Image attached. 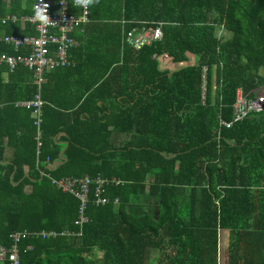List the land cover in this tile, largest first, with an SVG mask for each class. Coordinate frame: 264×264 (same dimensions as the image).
Listing matches in <instances>:
<instances>
[{
	"label": "trees",
	"instance_id": "obj_1",
	"mask_svg": "<svg viewBox=\"0 0 264 264\" xmlns=\"http://www.w3.org/2000/svg\"><path fill=\"white\" fill-rule=\"evenodd\" d=\"M32 14L31 0H0V34L37 36L20 21ZM9 15L18 20L2 24ZM87 23L76 29L86 33L70 50L75 63L44 75L38 157L30 111L14 106L37 92L33 73L0 67V245L45 231L57 236L20 240L22 264H219L220 229L232 238L229 264L256 255L264 264V113L222 124L233 119L237 89L253 98L264 87V0H91ZM158 25L162 39L139 51L123 41ZM111 51L123 58L79 89L78 59ZM3 53L27 51L0 43ZM62 80L56 101L51 90ZM60 133L67 147L56 143ZM114 133L128 139L115 145ZM62 148L66 161L51 171ZM84 176L120 183L105 188V206L90 196L79 227V200L51 179Z\"/></svg>",
	"mask_w": 264,
	"mask_h": 264
},
{
	"label": "built area",
	"instance_id": "obj_2",
	"mask_svg": "<svg viewBox=\"0 0 264 264\" xmlns=\"http://www.w3.org/2000/svg\"><path fill=\"white\" fill-rule=\"evenodd\" d=\"M7 3L10 0H2ZM44 9L49 20L48 23H42L35 17V8ZM73 10L78 12L72 13ZM88 19V5L84 6L77 0H33V14L29 17L20 19L22 24H30L35 28L37 36L26 35H1L0 43L10 45L15 51L21 48H27L25 55H0V67H6L12 72L19 65H24L33 73V84L37 87V92L32 99L15 102V106L22 107L31 112L33 124L36 128V156L40 154L42 147V122L43 107L46 102L41 97V87L44 82V75L47 72L58 68H66L72 65L70 60V50L77 46V42L69 35L85 24ZM18 19L15 16L2 19V23L7 21L15 22ZM161 26L141 28L132 30L124 36V42L133 50L139 51L162 39ZM205 82L203 91L205 92ZM264 113V95L256 94L253 98L244 95L241 89H237L236 98L233 104V119L229 123H222L229 128L234 123L240 122L250 114ZM120 183L117 179L96 178L92 180L88 176L82 178H62L51 179V184L58 190L71 194L80 202L79 216L75 224L82 227L87 222L84 211L90 196L93 194V203L96 206H105L110 203L105 196V188L109 185ZM92 184L95 186L92 189ZM94 192V193H92ZM118 203L114 200V204ZM61 235H74L70 231L61 233ZM80 231L76 236L80 237ZM57 236L55 232L28 233L17 232L10 235L12 240L9 248L0 245V264H22L19 256V242L27 237H41L47 239Z\"/></svg>",
	"mask_w": 264,
	"mask_h": 264
},
{
	"label": "crops",
	"instance_id": "obj_3",
	"mask_svg": "<svg viewBox=\"0 0 264 264\" xmlns=\"http://www.w3.org/2000/svg\"><path fill=\"white\" fill-rule=\"evenodd\" d=\"M24 2V1H23ZM31 2L33 3V0H31ZM72 13H74V14H77L78 12H76V10H73V12ZM7 17H12V15H9V16H7ZM25 17H27V16H25ZM29 17V16H28ZM1 22H2V20H1ZM3 24V23H2ZM27 24V23H26ZM24 25V24H23ZM30 25V24H29ZM85 25H88V23L86 24H83L82 25V27L84 28V26ZM123 25V24H122ZM31 26V25H30ZM33 29H34V31H35V28L33 27V26H31ZM79 29V30H76L74 33H73V39L77 42V47L78 46H80V44H82V41H79L78 40V37L81 35V34H85L86 33V30L85 29ZM218 30H219V32H222L223 31V29H217V32H218ZM36 33V32H35ZM90 34V33H89ZM82 37V36H81ZM84 44V43H83ZM82 44V45H83ZM77 47H75L76 49H77ZM22 49H24L25 50V52L28 50L27 48H22ZM28 53V52H27ZM74 53V52H73ZM74 55H76L77 57H78V53H76L75 52V54ZM70 57H71V62L74 64L75 63V60L76 59H72V55H70ZM79 58V57H78ZM115 58H118L119 60L118 61H120V58L122 59L123 57H122V52L120 53H118V52H114V51H111V52H107L106 54H105V59H103V60H101V61H98V59H96V58H92L91 59V61H90V63H85V61H87V58H84V57H82V58H79L78 60L80 61V62H82V63H84V68L83 69H80L79 70V72L77 73L78 74V79L80 80L79 81V86H78V88L79 89H81V88H83L84 86H87L88 84H89V82H91V81H95V79H96V77L98 78V77H100L101 76V73H99L100 71H101V68L100 67H102V66H106V64L107 63H109V61L111 60H114ZM105 60V61H104ZM121 64L119 63V64H113V69H116V67H119ZM20 66V65H19ZM21 66H23V67H25L24 65H21ZM171 66V65H170ZM25 68H27V67H25ZM166 69V67L164 68V70ZM30 71V70H29ZM112 73V71L110 70V71H107L105 74L107 75V76H109L110 74ZM117 73V72H116ZM118 74V73H117ZM33 77V76H32ZM59 79V78H58ZM57 79V80H58ZM44 82H45V79H44ZM66 82H67V80H62V81H60L59 82V85L57 84V83H55V87L53 88L54 90H51V94H50V96H51V98H55L56 97V101H58L59 100V98H60V91H61V93H66V91H64L63 90V88H66ZM63 83V85H62V87H61V89L58 91V86H60L61 84ZM99 83V82H98ZM131 84H130V86H135V82L134 81H132V82H130ZM130 88V87H129ZM129 88L127 89V91H126V93H129L128 91H129ZM74 90H72V92H73ZM260 91L261 92H263L264 93V87H262V88H260ZM260 91H258L257 92V94L260 92ZM70 92V91H69ZM129 96H131L132 97V95H130L129 94ZM19 101H25V100H19ZM55 101V102H56ZM17 102V101H16ZM127 102H131L130 101V99L129 98H127ZM14 106H15V102H14ZM15 107H17V106H15ZM18 108H22V107H18ZM24 109V108H23ZM26 110V109H25ZM12 114H16V113H14V112H11ZM21 113H23V111L21 112ZM21 113H19V114H21ZM19 114H16L17 116L19 115ZM30 118H32L33 119V117H32V115H31V112H30ZM22 121L23 120H20V123H22ZM19 129V128H18ZM20 130V129H19ZM61 135H62V133H60V134H58L56 137H57V140H56V137H55V140H56V143H58V145H60V146H62V147H67V145H66V141H61L59 138L61 137ZM59 139V140H58ZM126 139H128V137L126 136V135H124V134H119V133H114L113 135H112V140H113V142L115 143V145H117V144H123L124 143V141L126 140ZM7 140H5V142H6ZM7 143V142H6ZM65 149L66 148H62V152H61V154H60V159H58L57 161H55V162H53V163H58L57 165H56V168L58 167V166H60L64 161H66V156L65 155H63V153H64V151H65ZM6 157H8V156H10L11 155V153H12V149L11 148H8L7 150H6ZM62 158V159H61ZM62 160H64V161H62ZM53 163H49V164H47L46 165V167L47 166H50V165H52ZM55 168V169H56ZM199 193H200V189H197V196H199ZM184 197H186V198H188L189 197V193L188 192H186L185 193V195H184ZM143 205H145V208H144V211L146 212V211H149V209H150V207H148V205H150L151 207L153 206V202L152 201H148V203H147V206H146V204H144V203H142ZM154 216H156L155 214H154ZM232 238L230 237V234H229V231L228 230H218V261H219V264H229V258H230V255L231 254H233V253H231L230 251H229V249H230V247L231 248H233V246L231 245V243H232V240H231ZM100 257H101V254H100ZM250 259H252V261H251V264H257V263H260V262H262V259L261 258H259L257 255H256V257H250Z\"/></svg>",
	"mask_w": 264,
	"mask_h": 264
},
{
	"label": "clouds",
	"instance_id": "obj_4",
	"mask_svg": "<svg viewBox=\"0 0 264 264\" xmlns=\"http://www.w3.org/2000/svg\"><path fill=\"white\" fill-rule=\"evenodd\" d=\"M77 2L78 3H81V4H83L84 6H87L88 5V3H90L91 2V0H77ZM35 17L37 18V19H39L42 23H48V20H49V18H48V16H47V14H46V12L44 11V9H42V8H39V7H36L35 8ZM59 69V68H58ZM45 79V78H44ZM44 83V82H43ZM32 99V98H31ZM29 100V99H28Z\"/></svg>",
	"mask_w": 264,
	"mask_h": 264
},
{
	"label": "water",
	"instance_id": "obj_5",
	"mask_svg": "<svg viewBox=\"0 0 264 264\" xmlns=\"http://www.w3.org/2000/svg\"><path fill=\"white\" fill-rule=\"evenodd\" d=\"M263 70H260V74H263ZM62 159V158H61ZM58 163H53L52 165H50V166H48V168L51 170V171H53V170H55V168H56V165H57Z\"/></svg>",
	"mask_w": 264,
	"mask_h": 264
},
{
	"label": "rangeland",
	"instance_id": "obj_6",
	"mask_svg": "<svg viewBox=\"0 0 264 264\" xmlns=\"http://www.w3.org/2000/svg\"><path fill=\"white\" fill-rule=\"evenodd\" d=\"M220 34H221V32H219V30H218L217 35H220ZM259 91H260V90H259ZM35 94H36V93H35ZM258 94L264 95V93L261 92V91H260ZM118 184H119V183H118ZM154 255H155V254H153L152 257H154Z\"/></svg>",
	"mask_w": 264,
	"mask_h": 264
}]
</instances>
